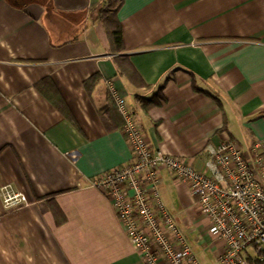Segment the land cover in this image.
<instances>
[{"label": "crops", "instance_id": "crops-1", "mask_svg": "<svg viewBox=\"0 0 264 264\" xmlns=\"http://www.w3.org/2000/svg\"><path fill=\"white\" fill-rule=\"evenodd\" d=\"M109 1L0 0V188L29 203L7 210L0 198V264H143L87 186L132 158L109 85L152 150L197 171L209 145L264 140V0H118L120 53L96 20ZM52 88L60 108L44 96ZM159 178L199 263L216 264L220 242L188 186Z\"/></svg>", "mask_w": 264, "mask_h": 264}, {"label": "built area", "instance_id": "built-area-1", "mask_svg": "<svg viewBox=\"0 0 264 264\" xmlns=\"http://www.w3.org/2000/svg\"><path fill=\"white\" fill-rule=\"evenodd\" d=\"M122 118L131 160L89 180L111 204L126 238L143 264H200L187 237L166 210L158 192L159 171L185 183L207 220V234L220 242L216 264H264V140L242 151L231 140L206 149L204 170L152 150L125 99L108 86ZM7 210L29 206L22 193L0 188Z\"/></svg>", "mask_w": 264, "mask_h": 264}, {"label": "trees", "instance_id": "trees-1", "mask_svg": "<svg viewBox=\"0 0 264 264\" xmlns=\"http://www.w3.org/2000/svg\"><path fill=\"white\" fill-rule=\"evenodd\" d=\"M120 2L118 0L109 1L104 7H100L96 10V20L100 22L105 30V34L107 36L110 51L115 53L122 52V36L121 29L119 23L117 21V11L120 7ZM94 77L87 80L85 83L89 81L92 82ZM42 84L37 85V88L40 90ZM49 95H44L47 97L48 101L55 107L60 108L62 105V101L60 100L58 94L52 88L49 91ZM161 95L159 93L153 95L149 100L145 101L146 106L156 107L159 105V99H161ZM113 104V103H112ZM115 105V104H114ZM113 105V106H114ZM116 111V107L114 106ZM117 112V111H116ZM123 122L121 123L122 129Z\"/></svg>", "mask_w": 264, "mask_h": 264}, {"label": "rangeland", "instance_id": "rangeland-1", "mask_svg": "<svg viewBox=\"0 0 264 264\" xmlns=\"http://www.w3.org/2000/svg\"><path fill=\"white\" fill-rule=\"evenodd\" d=\"M199 215V214H198ZM188 234V233H187ZM191 237L189 236V234L187 235V240H188V243H189V245H190V247H191V249H192V252H193V254L195 255V257L197 258V260L199 259H201L202 257H201V252H200V250H198L195 246H194V243H193V241H192V238H193V236H195V234H193V233H191Z\"/></svg>", "mask_w": 264, "mask_h": 264}]
</instances>
